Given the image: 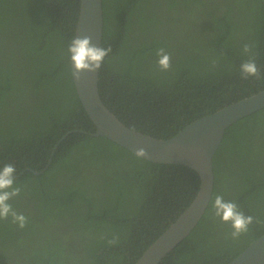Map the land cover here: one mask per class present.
Segmentation results:
<instances>
[{"label": "trees", "instance_id": "obj_1", "mask_svg": "<svg viewBox=\"0 0 264 264\" xmlns=\"http://www.w3.org/2000/svg\"><path fill=\"white\" fill-rule=\"evenodd\" d=\"M78 9L79 0H0V170L15 166L21 192L8 203L27 218L23 229L11 214L0 219V264H135L198 190L195 171L90 135L68 53ZM101 9L100 47L111 52L98 94L133 131L168 139L264 90L260 0H101ZM250 58L260 76L244 79ZM211 162L203 215L159 264H229L264 233V108L225 129ZM217 195L254 218L238 238L215 215Z\"/></svg>", "mask_w": 264, "mask_h": 264}, {"label": "water", "instance_id": "obj_2", "mask_svg": "<svg viewBox=\"0 0 264 264\" xmlns=\"http://www.w3.org/2000/svg\"><path fill=\"white\" fill-rule=\"evenodd\" d=\"M264 5V0H260ZM90 36L100 47L102 37L101 0H79L74 37ZM71 78L78 100L94 125L92 136H101L136 156L144 148L152 163L187 167L196 172L199 185L195 197L166 230L142 253L135 264H159L196 226L210 200L213 186L212 157L225 129L243 117L264 108V90L214 113L197 119L168 139H157L133 131L121 123L101 102L98 94V73L82 72L80 79ZM50 161V160H49ZM41 172H34L39 175ZM229 264H264V233L250 242Z\"/></svg>", "mask_w": 264, "mask_h": 264}, {"label": "clouds", "instance_id": "obj_3", "mask_svg": "<svg viewBox=\"0 0 264 264\" xmlns=\"http://www.w3.org/2000/svg\"><path fill=\"white\" fill-rule=\"evenodd\" d=\"M90 36L82 38H73L68 45V53L72 62L73 77L80 79L82 72H96L98 71L104 61V58L111 52V48L98 47L91 43ZM253 45L245 44L243 51L251 53ZM159 57L157 63L159 67L167 71L171 67V57L163 48L157 51ZM242 77L247 79L249 77H259L260 70L257 67L254 58H250L243 62L240 66ZM147 152L144 148L136 151L137 157H145ZM16 168L13 164H5L0 170V219H6L10 214L13 217V222L18 223L19 228L23 229L27 225V218L22 213L13 211L11 204L8 203L13 197L20 195L21 189L14 187ZM213 207L215 215L220 217L224 223H230L233 231L231 237L238 238L242 233L248 231L249 226L253 223L254 218L251 215H245L238 205L232 201H225L223 196L217 195L215 197ZM115 243V239L109 241Z\"/></svg>", "mask_w": 264, "mask_h": 264}]
</instances>
